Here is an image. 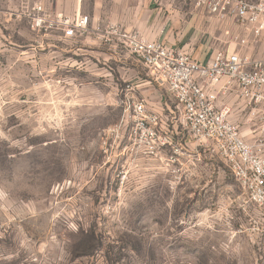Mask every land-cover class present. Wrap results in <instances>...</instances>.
<instances>
[{
  "label": "rangeland",
  "instance_id": "1",
  "mask_svg": "<svg viewBox=\"0 0 264 264\" xmlns=\"http://www.w3.org/2000/svg\"><path fill=\"white\" fill-rule=\"evenodd\" d=\"M75 8L0 0V264H264L261 209L211 147L122 153L127 87L152 83L114 25L65 37Z\"/></svg>",
  "mask_w": 264,
  "mask_h": 264
},
{
  "label": "built area",
  "instance_id": "2",
  "mask_svg": "<svg viewBox=\"0 0 264 264\" xmlns=\"http://www.w3.org/2000/svg\"><path fill=\"white\" fill-rule=\"evenodd\" d=\"M72 1L78 4L74 14L56 22L67 38L90 30L89 16L79 6L82 0ZM195 1L223 19L235 18L240 31L230 35L233 50L216 51L199 62L183 49L138 31L114 25L105 32L118 37L145 66L147 79L167 96L163 111H156L128 85L124 104L131 128L122 153L129 149L136 159L155 160L171 150L179 155L180 143L187 145L188 140L211 147L230 168L247 203L261 209L263 222L255 229L264 236V0ZM228 94L236 95L238 107L221 100ZM242 111L243 125H251L248 135L238 122ZM123 124L124 117L108 134L121 138Z\"/></svg>",
  "mask_w": 264,
  "mask_h": 264
},
{
  "label": "crops",
  "instance_id": "3",
  "mask_svg": "<svg viewBox=\"0 0 264 264\" xmlns=\"http://www.w3.org/2000/svg\"><path fill=\"white\" fill-rule=\"evenodd\" d=\"M79 6L89 16L91 33L98 26H122L181 48L199 62L207 61L220 48L233 50L236 44L230 35L240 31L234 17L223 19L195 0H82ZM134 61L141 64L135 56ZM140 95L153 110L163 111L167 104L164 91L153 84Z\"/></svg>",
  "mask_w": 264,
  "mask_h": 264
}]
</instances>
